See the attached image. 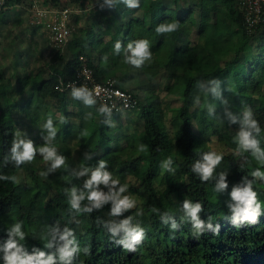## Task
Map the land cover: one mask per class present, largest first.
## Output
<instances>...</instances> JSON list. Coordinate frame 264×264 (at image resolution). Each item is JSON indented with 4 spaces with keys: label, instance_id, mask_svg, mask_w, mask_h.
Here are the masks:
<instances>
[{
    "label": "trees",
    "instance_id": "trees-1",
    "mask_svg": "<svg viewBox=\"0 0 264 264\" xmlns=\"http://www.w3.org/2000/svg\"><path fill=\"white\" fill-rule=\"evenodd\" d=\"M18 1L4 0L0 12ZM50 1L58 6L65 0ZM117 1L125 5L110 3L114 17L105 28L98 21L90 23L97 28H78L65 50H50L47 71L40 67L33 75H22L17 86L3 95L0 264H8L6 257L13 252L19 257L16 264H45L50 257L53 264H264V22L246 30L238 0H195L192 4L136 0V8L125 0ZM173 23L177 24L174 31H157ZM141 40L148 42L150 59L137 67L128 62L129 45L135 48ZM82 61L100 82L110 75L109 80L124 90L125 80L136 77L148 85L143 103L127 90L137 99L136 107L128 112L139 110L140 126L124 133L126 148H118L114 135L112 121L118 113L100 110L92 98L93 105L81 109L86 105L84 98L74 95L80 88H56L60 79L64 84L74 79ZM26 88L29 97L20 104L11 103L9 98ZM170 95L180 101L175 110L181 121L178 130L164 120L165 109H172L164 99ZM16 109L33 122L31 128H41V142L48 146L74 138L86 148L80 166L84 173L106 161L101 171L119 183L114 188L97 184L96 190L109 194L110 188L119 192L125 187L119 198H130L134 206L119 214L112 211L113 201L95 208L87 199L88 177H64L65 183L53 187L33 165H18L12 148L19 136L10 121ZM56 112L60 119L55 118ZM72 118L77 122H71ZM48 120L53 128L58 127L52 137ZM140 133L146 136L143 142ZM244 133L255 141V148L242 144ZM214 141L228 152L215 151ZM210 153L221 155L222 160L203 179L197 165L205 163ZM70 155L69 149H59L64 161ZM20 171L23 180L19 182ZM61 173L59 167L56 175ZM248 185L260 205L254 222L234 219L238 202L232 193ZM73 190L84 197L79 208L72 207ZM186 202L201 206L196 220L184 207ZM125 221L129 228L144 233L132 249L126 247L130 237L120 227ZM16 225L22 237L14 232ZM66 232L71 235L61 239ZM9 242L15 248L7 249ZM66 243L71 254L62 257Z\"/></svg>",
    "mask_w": 264,
    "mask_h": 264
},
{
    "label": "rangeland",
    "instance_id": "rangeland-1",
    "mask_svg": "<svg viewBox=\"0 0 264 264\" xmlns=\"http://www.w3.org/2000/svg\"><path fill=\"white\" fill-rule=\"evenodd\" d=\"M164 1L171 2L172 0ZM182 1L179 3H182ZM88 2H71L70 0H65L62 4H60H67L68 6L72 5L75 9H77V11L71 14L70 27L73 30L72 34L81 27L92 25L97 28L98 26L93 25L94 23L90 24L92 21H98L99 23L96 24L105 28L108 21L114 17V11L111 9L110 3L112 2L115 7H124L125 5L119 3L117 0H91L89 3ZM186 2L192 4L194 3V0H186ZM137 14H139V11ZM32 18L33 17L29 14V0L14 2L9 5L5 11L0 12V112H3L5 109L3 95H5L11 87L17 86V79L19 77H22V75L26 73L33 75L40 67L47 71L46 62L49 59L50 50L53 46L48 40L45 29L41 27L40 24H36L35 27V25L31 22ZM105 38L107 39L108 37L105 36ZM65 48L66 46L63 50H65ZM142 82L143 80L139 83V78L136 77L135 79L125 80V84L123 85L126 90L135 92L141 103L145 101V96L148 95V85H145ZM137 86L140 90L137 89ZM30 93V89L26 88L21 93H15V95L10 97L9 100L11 103L20 104L27 97H29ZM164 99L166 102H169V105L172 107V109H165L164 120L167 125L170 123L178 130L181 128V121L176 118L175 110L180 105V101L173 95L167 96ZM92 105L93 104H86L80 108L88 109L89 106L91 107ZM60 117V113L56 112L55 118L60 119ZM10 121H13L16 125L15 127L19 136V142H30L33 149H37L39 151V157L34 156V159L31 162H26V164H31L36 167L41 179L49 182L53 187H57L65 183L64 177L77 175L78 177L86 176L91 179L92 173L96 170H88V173H84L82 171L80 166L84 161L87 150L86 148L80 147L76 143V139L73 138L66 143H59L58 146L56 143L54 146H48L46 142H41V137L39 136L41 128L37 130L31 128V124L33 122L30 121V119L21 110L16 109L13 111ZM70 121L73 123L77 122V120L73 118L70 119ZM112 124L114 128L113 130L115 131L114 135L118 138V148H126L127 143L124 133L134 132V128L140 124L139 110L136 109L131 112L120 111L118 116L115 115L113 118ZM54 128L57 129L58 127L55 126ZM138 137L140 142H143L146 138L143 133H140ZM45 141H49V137L46 138ZM211 146L215 151H221L224 153L228 152V149L215 141L211 144ZM43 147L54 148L57 156L61 147L70 150V160L64 161V164L60 166L61 171H63L61 175H56L59 167L53 168L52 161L44 159L40 152V149ZM20 149L23 150L22 147ZM16 179L19 182L23 180L22 171L17 174Z\"/></svg>",
    "mask_w": 264,
    "mask_h": 264
},
{
    "label": "clouds",
    "instance_id": "clouds-1",
    "mask_svg": "<svg viewBox=\"0 0 264 264\" xmlns=\"http://www.w3.org/2000/svg\"><path fill=\"white\" fill-rule=\"evenodd\" d=\"M125 3L130 8H136L138 5L136 0H125ZM177 28V24H168L163 25L157 29L158 32H172ZM119 43H117L116 48H119ZM131 49L132 55L129 58L128 62L134 66L139 67L144 63L146 59H150V53L148 51V42L141 40L136 43L135 48ZM74 95L77 98L83 97L86 104L91 105L94 101L91 99L90 94H87L85 90H79L74 92ZM104 111V109H102ZM251 126L254 128L255 123L250 122ZM46 127L49 129L50 137L55 135V129L52 127V121L48 120ZM248 133H244L242 137V144L245 147L255 148V141L248 139ZM22 147V151H18L19 148ZM143 150V148L141 149ZM41 154L43 155L45 160L52 161V167L58 168L64 164V158L57 156L54 148L43 147L40 149ZM13 159L16 163L22 164L25 162H31L34 159L35 150L33 149L32 144L24 143L20 141L19 143H14L12 148ZM222 160V156L214 153H210L205 155L204 161L205 163L197 165V169L200 173H202V178L207 179L213 170V167L217 165ZM106 165V161H101L99 167L96 171H94L91 175V179L86 183L85 187L90 189V192L87 196V199L92 203V206L95 208H99L102 204L107 203L108 201H113L114 207L112 209L114 214H119L122 210L131 209L134 206V201L128 197L119 198V193L124 192L125 187H120L119 192H113L110 188L109 194H104L101 191H97L95 186L97 184H104L105 186L111 185L114 188L118 183V179H113L112 176L107 172H102ZM256 175H260L256 173ZM232 197L234 200L238 202L237 207L234 209V219L241 221H250L254 222L259 215L260 205L256 202V193L251 190V185H248L243 190H235L232 193ZM81 199H84L83 196H76L75 190H73V199L71 201L73 208H79V202ZM184 207L189 210L190 215L193 220H196V214L201 210V206L199 204L192 206L189 203H185ZM86 211H91L90 208L85 209ZM128 221H125L120 227L127 233L128 237H130V242L126 245L127 248L132 249L133 245L138 243L143 238V230L138 228H129ZM19 225H16L14 232L16 234L21 235L19 232ZM196 227H200V223L197 222ZM71 235L70 232H66L61 239L67 240V236ZM15 248V244L13 242H9L7 245V249ZM71 253L68 251V244L66 243L64 247L61 249L62 257H67ZM8 264H16V261L19 257L13 252L11 255L6 257ZM23 264V261H21ZM45 264H53L51 257L45 262Z\"/></svg>",
    "mask_w": 264,
    "mask_h": 264
},
{
    "label": "built area",
    "instance_id": "built-area-1",
    "mask_svg": "<svg viewBox=\"0 0 264 264\" xmlns=\"http://www.w3.org/2000/svg\"><path fill=\"white\" fill-rule=\"evenodd\" d=\"M243 10V19L246 30L251 31L261 22H264V0H238ZM4 0H0V9ZM78 6V5H77ZM77 11L74 6L67 4L55 5L47 0H32L30 15L32 23L40 24L46 31L49 42L53 48L63 49L72 36L70 27L71 14ZM114 80L100 82L94 77L91 68L82 61L75 71L74 79L63 83L60 79L56 88L59 91L70 89L75 91L78 88L85 90L94 99L100 110L104 112L119 113L135 108L137 99L132 93L121 89L114 84Z\"/></svg>",
    "mask_w": 264,
    "mask_h": 264
},
{
    "label": "crops",
    "instance_id": "crops-1",
    "mask_svg": "<svg viewBox=\"0 0 264 264\" xmlns=\"http://www.w3.org/2000/svg\"><path fill=\"white\" fill-rule=\"evenodd\" d=\"M23 1H27V0H20V2H23ZM194 3H195V0H194ZM31 4H32V0H29V13H30V7H31ZM109 80L110 79V75H107L106 77V80Z\"/></svg>",
    "mask_w": 264,
    "mask_h": 264
}]
</instances>
